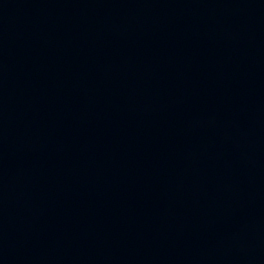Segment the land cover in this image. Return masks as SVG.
Segmentation results:
<instances>
[{
	"label": "water",
	"instance_id": "1",
	"mask_svg": "<svg viewBox=\"0 0 264 264\" xmlns=\"http://www.w3.org/2000/svg\"><path fill=\"white\" fill-rule=\"evenodd\" d=\"M0 264H264V0H0Z\"/></svg>",
	"mask_w": 264,
	"mask_h": 264
}]
</instances>
